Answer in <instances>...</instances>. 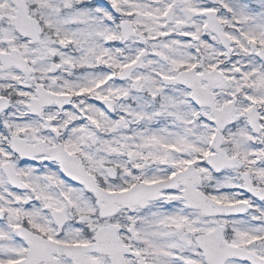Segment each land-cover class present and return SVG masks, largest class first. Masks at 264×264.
Masks as SVG:
<instances>
[{
	"label": "snow or ice",
	"instance_id": "6c2138e0",
	"mask_svg": "<svg viewBox=\"0 0 264 264\" xmlns=\"http://www.w3.org/2000/svg\"><path fill=\"white\" fill-rule=\"evenodd\" d=\"M0 264H264V0H0Z\"/></svg>",
	"mask_w": 264,
	"mask_h": 264
}]
</instances>
